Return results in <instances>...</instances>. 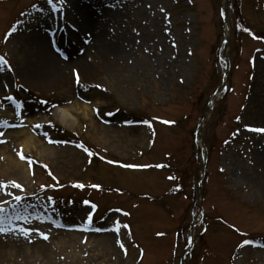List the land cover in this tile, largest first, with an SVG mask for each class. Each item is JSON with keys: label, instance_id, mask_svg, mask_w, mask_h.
Wrapping results in <instances>:
<instances>
[{"label": "rangeland", "instance_id": "1", "mask_svg": "<svg viewBox=\"0 0 264 264\" xmlns=\"http://www.w3.org/2000/svg\"><path fill=\"white\" fill-rule=\"evenodd\" d=\"M231 1L0 0V264H179L190 235L182 264H264V40L233 26L264 36V0Z\"/></svg>", "mask_w": 264, "mask_h": 264}, {"label": "bare ground", "instance_id": "2", "mask_svg": "<svg viewBox=\"0 0 264 264\" xmlns=\"http://www.w3.org/2000/svg\"><path fill=\"white\" fill-rule=\"evenodd\" d=\"M38 47H39V58L43 63V68L47 71L48 73V80L47 82H52V79H54V81L56 80V75H58V73L60 72V68H64L67 65V62L69 61L70 66H75L77 63H83L82 58L81 57H76V61H70L69 60V55L66 53V60H64L63 58H59L57 55H55L51 50L48 49V47L46 46L45 42L43 39H38ZM67 61V62H66ZM80 65V64H79ZM83 65V64H82ZM75 70H77L75 67H73ZM62 80V77L61 79ZM54 114L55 116L58 118V120L67 128H71L70 122H69V118L71 117V113L69 112V110L66 107H57L54 110ZM31 139V136L26 135L25 137H23L22 140H24V143H28L29 140ZM4 170H7L8 172H12V173H18V175L20 174V176H25V174L27 175V168L25 166V164H23L22 162H19L17 160H13V162L10 160V162L7 163L6 167L4 168ZM15 179V178H13ZM17 180V179H16ZM26 179L23 178L21 179V181H25ZM71 236L73 237V239H76L77 242L82 243V238L84 235L81 233H72ZM93 240L99 242V244H103L105 247L109 248L111 247V244L109 243L108 240V236L107 235H99L96 236L94 238H92ZM90 241H92L89 238ZM67 241V239H65L64 237H58L57 238V244H62L65 243ZM89 241V242H90ZM83 244V243H82ZM10 246H4L3 249L8 248L9 250H6V252L8 253L7 255H11V248H9ZM38 248L40 249V253L47 256L48 258H52L51 254H50V248H48L46 245H44L43 243H40V245L38 246ZM42 248V249H41ZM27 250V248H25V251ZM31 253V252H30ZM37 253V252H35ZM6 255V254H5ZM25 258H28V256H25ZM54 258V256H53ZM73 258L76 259L78 258V255L74 254ZM262 260H264V257L262 258Z\"/></svg>", "mask_w": 264, "mask_h": 264}, {"label": "snow or ice", "instance_id": "3", "mask_svg": "<svg viewBox=\"0 0 264 264\" xmlns=\"http://www.w3.org/2000/svg\"><path fill=\"white\" fill-rule=\"evenodd\" d=\"M58 2H59V0H55V2H54V0H48V3L53 6V11L57 10V6L56 5H57ZM0 63L6 65L8 63V61L6 59H4V57H0ZM73 71L76 74V82L79 83L80 82L79 73L75 69ZM97 87H100V86L97 85ZM8 99H11V97H8ZM237 119H239V117H237ZM37 127H40V125H37ZM255 131L264 132V128H258V129H255ZM12 185H13V187H17V188L21 187L15 181H12ZM78 186L82 187V185H78ZM0 187H6V185L2 181H0ZM14 199L19 201L21 199V197L20 196H15ZM85 203H88V202L85 201ZM0 211H3V209L0 208ZM17 218H19V217H17ZM6 231H8V230L2 226V221H0V233L6 232ZM27 231L28 230H25L24 234H27ZM41 235L43 236L44 239H48V236L46 234L41 233ZM121 247H123V245H121Z\"/></svg>", "mask_w": 264, "mask_h": 264}, {"label": "trees", "instance_id": "4", "mask_svg": "<svg viewBox=\"0 0 264 264\" xmlns=\"http://www.w3.org/2000/svg\"><path fill=\"white\" fill-rule=\"evenodd\" d=\"M234 8H235V11H236L237 16H238L239 15L238 14L239 13V10H238V3H237V1H235Z\"/></svg>", "mask_w": 264, "mask_h": 264}]
</instances>
